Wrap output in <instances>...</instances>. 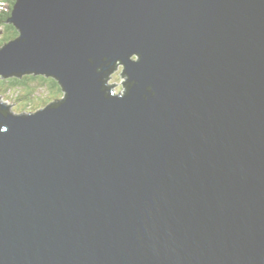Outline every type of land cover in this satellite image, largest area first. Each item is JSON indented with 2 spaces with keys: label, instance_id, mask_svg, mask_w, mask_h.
<instances>
[{
  "label": "water",
  "instance_id": "95a60500",
  "mask_svg": "<svg viewBox=\"0 0 264 264\" xmlns=\"http://www.w3.org/2000/svg\"><path fill=\"white\" fill-rule=\"evenodd\" d=\"M10 22L0 77L65 97L0 104V264H264V0H17Z\"/></svg>",
  "mask_w": 264,
  "mask_h": 264
},
{
  "label": "trees",
  "instance_id": "16d2710c",
  "mask_svg": "<svg viewBox=\"0 0 264 264\" xmlns=\"http://www.w3.org/2000/svg\"><path fill=\"white\" fill-rule=\"evenodd\" d=\"M17 0H0L1 5L6 4L7 8L5 11L0 13V25L5 28L7 33L4 32L3 38L0 40V48L4 46L7 42L11 41L14 38H17L20 33L18 29L10 22V18L12 16V11L14 8V4ZM4 9V8H3ZM9 9V10H8ZM119 63L113 68L112 72L117 69ZM111 72V73H112ZM110 77V75H109ZM107 77V80L109 79ZM124 82L122 85H125L127 82V77L123 75ZM114 86H111L113 88ZM125 88V87H124ZM39 89H43L46 91L47 95L41 99H39L40 103H46V106L49 104H53L56 101H61L65 97V92L61 86V84L53 77H47L45 75H35V74H25V75H13L10 77L1 76L0 77V99L2 101L3 94L10 93L13 96L16 95V92L19 93L18 100L23 102H31V104H35V94ZM10 111L12 108L8 105ZM8 111H3L4 113H8ZM12 111V110H11Z\"/></svg>",
  "mask_w": 264,
  "mask_h": 264
},
{
  "label": "rangeland",
  "instance_id": "374dc122",
  "mask_svg": "<svg viewBox=\"0 0 264 264\" xmlns=\"http://www.w3.org/2000/svg\"><path fill=\"white\" fill-rule=\"evenodd\" d=\"M4 8V9H3ZM7 8V5H1L0 7V13L2 11H5V9ZM6 29L1 27L0 25V40L3 38L4 32L7 33V31H5ZM125 70V67L123 64H119V66L117 67V69H115L112 73H110V77L107 80V85L108 86H112L115 85L112 89L114 90V92H121L122 89L124 88V85H122V83L124 82V78H123V72ZM18 95L19 93L16 92V95H10V93H5L3 94V98L2 100L12 104V111L16 112V113H24V112H32V111H38L40 109H43L46 107V103H40L39 104V99L45 97L47 95L45 90H41L39 89L38 92L35 94V104H31V102H23L18 100ZM39 98V99H37Z\"/></svg>",
  "mask_w": 264,
  "mask_h": 264
},
{
  "label": "bare ground",
  "instance_id": "6f19581e",
  "mask_svg": "<svg viewBox=\"0 0 264 264\" xmlns=\"http://www.w3.org/2000/svg\"><path fill=\"white\" fill-rule=\"evenodd\" d=\"M34 74V73H33ZM35 75H38V74H35ZM47 77H52V76H47ZM54 78V77H53Z\"/></svg>",
  "mask_w": 264,
  "mask_h": 264
}]
</instances>
